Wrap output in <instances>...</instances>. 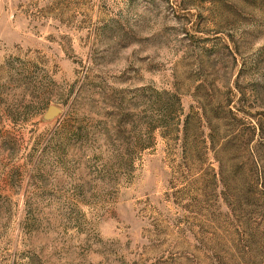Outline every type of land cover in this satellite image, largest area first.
Here are the masks:
<instances>
[{
  "label": "rangeland",
  "instance_id": "rangeland-1",
  "mask_svg": "<svg viewBox=\"0 0 264 264\" xmlns=\"http://www.w3.org/2000/svg\"><path fill=\"white\" fill-rule=\"evenodd\" d=\"M0 264H264V0H0Z\"/></svg>",
  "mask_w": 264,
  "mask_h": 264
},
{
  "label": "water",
  "instance_id": "water-1",
  "mask_svg": "<svg viewBox=\"0 0 264 264\" xmlns=\"http://www.w3.org/2000/svg\"><path fill=\"white\" fill-rule=\"evenodd\" d=\"M60 113V110L56 107L51 106L47 113L44 115V120H50Z\"/></svg>",
  "mask_w": 264,
  "mask_h": 264
}]
</instances>
